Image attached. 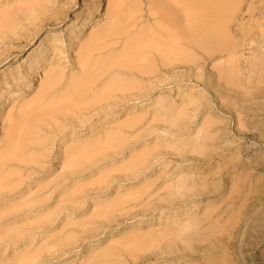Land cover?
Masks as SVG:
<instances>
[{
    "label": "rangeland",
    "instance_id": "374dc122",
    "mask_svg": "<svg viewBox=\"0 0 264 264\" xmlns=\"http://www.w3.org/2000/svg\"><path fill=\"white\" fill-rule=\"evenodd\" d=\"M0 264H264V0H0Z\"/></svg>",
    "mask_w": 264,
    "mask_h": 264
},
{
    "label": "bare ground",
    "instance_id": "6f19581e",
    "mask_svg": "<svg viewBox=\"0 0 264 264\" xmlns=\"http://www.w3.org/2000/svg\"><path fill=\"white\" fill-rule=\"evenodd\" d=\"M237 1H240V0H236ZM63 37H60L59 39V43L57 44V46H65L66 45V40L62 39ZM73 38L71 39V43L70 44H73ZM45 42L42 43V45H44ZM66 48V46H65ZM33 56V54L29 57L28 61L31 59V57ZM27 60L23 63L21 62V65H20V69H19V72H17V76H15L14 80L13 81H9V85L7 87V90L5 91L3 97H5L6 95H8L7 93L8 92H15L19 89H21L22 85H25L26 82H28L30 80V78L35 74V72L38 70V66L40 67V65H35V62H34V65L31 64L30 67L28 68H25L23 69L24 67V64L26 62H28ZM23 69V70H22ZM244 227V226H243ZM243 229V228H242ZM246 231V230H245ZM248 238H249V241L256 245L258 242H257V239H255L254 235L251 234V232H248ZM252 250V249H251ZM250 250V251H251Z\"/></svg>",
    "mask_w": 264,
    "mask_h": 264
}]
</instances>
